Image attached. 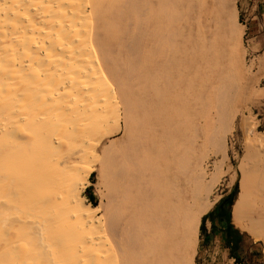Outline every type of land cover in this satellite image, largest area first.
<instances>
[{
  "label": "bare ground",
  "instance_id": "bare-ground-1",
  "mask_svg": "<svg viewBox=\"0 0 264 264\" xmlns=\"http://www.w3.org/2000/svg\"><path fill=\"white\" fill-rule=\"evenodd\" d=\"M235 4L0 0V264H194L236 114ZM250 148L232 218L264 243Z\"/></svg>",
  "mask_w": 264,
  "mask_h": 264
},
{
  "label": "rangeland",
  "instance_id": "rangeland-1",
  "mask_svg": "<svg viewBox=\"0 0 264 264\" xmlns=\"http://www.w3.org/2000/svg\"><path fill=\"white\" fill-rule=\"evenodd\" d=\"M235 2L238 21L240 22L239 30L242 32L241 34H243V40L239 37L236 38V43L241 44L240 46L234 42V44L237 45V49H235L236 46L234 45L236 52H234V49L232 50L234 53L232 57L233 60L231 61V66H239L237 77H239L238 80L240 84L235 90L233 94L234 97L232 98L236 106V114L232 120V128L227 136L225 144L226 155L222 156V151H219L218 146L212 145L211 147V145H209L208 147L209 149L211 148V151L213 150L212 153L208 150L209 155L211 153L210 158L212 160L216 159L220 165L222 164L223 172L225 171V173L222 174L220 182H218L211 196V199L215 202L214 205L202 218L194 264H264V243L254 240L248 232L235 226L236 224L233 222V218L232 222L234 226L238 228L242 234L240 243L241 248L236 254H234L231 248L230 250L227 249L230 246L227 244L226 233L218 230L213 232V237L210 238L206 228L202 227L204 217L210 212L213 211V216L215 215V217H217L222 201L230 194H235V200L237 199L240 192V180L242 177L241 166L244 165L247 167V164L250 162L248 156H246L251 151L250 142L258 137H261L264 141V78H262L259 70L256 69V66H254L253 62L249 59L247 51L248 36L244 26L246 21L245 16H243L244 11L242 10L243 0H235ZM118 136L119 134L115 133L108 137L106 143L115 141ZM89 180L90 184L83 189L82 195L85 197L86 203L100 206L97 215L102 216L104 213V206L107 202L105 176L99 170H95L89 176ZM233 206L234 204L231 207V216L233 213ZM74 225L75 223L71 226ZM14 228H18V226ZM237 257L241 259L236 260Z\"/></svg>",
  "mask_w": 264,
  "mask_h": 264
},
{
  "label": "crops",
  "instance_id": "crops-1",
  "mask_svg": "<svg viewBox=\"0 0 264 264\" xmlns=\"http://www.w3.org/2000/svg\"><path fill=\"white\" fill-rule=\"evenodd\" d=\"M242 10L246 21L244 26L248 36L249 59L264 78V0H243ZM204 225L210 238L218 230L226 233L227 221L218 215L215 217L212 214ZM227 249L230 250V247Z\"/></svg>",
  "mask_w": 264,
  "mask_h": 264
},
{
  "label": "trees",
  "instance_id": "trees-1",
  "mask_svg": "<svg viewBox=\"0 0 264 264\" xmlns=\"http://www.w3.org/2000/svg\"><path fill=\"white\" fill-rule=\"evenodd\" d=\"M235 194H230L226 199H224L220 205V209L218 212V216L220 218H223L227 221V228H226V234H227V244L230 246L231 250L236 254L238 250L241 248V238L242 234L238 228H236L232 222V216H231V207L234 204L235 201ZM213 214V211L210 212L208 215H206L203 219V228L205 227L206 219L210 217ZM241 258L237 257L236 260H240Z\"/></svg>",
  "mask_w": 264,
  "mask_h": 264
}]
</instances>
